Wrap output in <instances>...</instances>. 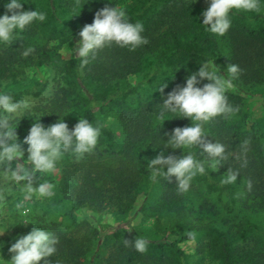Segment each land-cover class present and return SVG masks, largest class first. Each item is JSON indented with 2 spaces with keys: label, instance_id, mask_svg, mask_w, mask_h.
<instances>
[{
  "label": "trees",
  "instance_id": "trees-1",
  "mask_svg": "<svg viewBox=\"0 0 264 264\" xmlns=\"http://www.w3.org/2000/svg\"><path fill=\"white\" fill-rule=\"evenodd\" d=\"M0 0V14L7 10ZM123 6L129 22L140 21L148 43L135 49L105 46L80 69V59H64L58 52L105 6ZM38 9L46 20L17 32L10 44H0V89L16 99H48L12 121L18 137L27 135L38 119L47 127L59 118L72 129L80 118L102 125L97 147L77 160L66 154L59 162L60 180L50 198L30 199V229L46 227L59 236L49 264H192L181 243L198 240L200 255L193 264H264V115L251 121L250 96L264 97V11L230 14L224 35L206 30L202 12L193 0H26L24 10ZM32 51L23 55L24 51ZM205 60H214L220 73L228 64L241 72L227 93L234 113L205 124L208 140L226 146L228 158L216 170L206 165L187 192L175 178L153 182L148 160L161 151L180 156L181 149L165 148L175 127L187 118L169 113L160 118V104L168 92L183 86L186 77ZM50 65L52 79L29 78V67ZM136 75V82L129 76ZM207 81H202L206 83ZM167 83L163 95L160 85ZM112 118L118 130L108 124ZM28 122L29 125H26ZM26 126V127H25ZM26 131H25V129ZM14 166V165H13ZM30 167V165H29ZM238 170L234 184H221L227 170ZM209 173V174H207ZM53 175L37 173L33 186ZM0 166V195H3ZM251 180L249 190L247 182ZM8 183V182H6ZM23 182L15 194L24 192ZM1 200V199H0ZM83 209L111 213L117 225H102L79 216ZM141 218L135 229L131 222ZM149 219L151 225L142 224ZM29 229V230H30ZM20 229V234L29 232ZM30 230V231H31ZM19 235V236H21ZM149 241L140 253L125 239ZM44 259L40 264H44Z\"/></svg>",
  "mask_w": 264,
  "mask_h": 264
},
{
  "label": "clouds",
  "instance_id": "clouds-1",
  "mask_svg": "<svg viewBox=\"0 0 264 264\" xmlns=\"http://www.w3.org/2000/svg\"><path fill=\"white\" fill-rule=\"evenodd\" d=\"M25 2L26 0H6L4 7L7 11L0 14V44H10L17 32H22L35 21L46 20V13L43 11L36 8L24 10ZM233 10L259 14L264 11V0H209V6L201 14V24L206 26L210 33L222 36L231 27L230 14ZM128 18L123 6H105L95 13L92 23L82 27L76 46H67L71 49V54L75 53L80 59L81 70L89 64L90 58L105 46L115 44L135 49L148 43L147 38L142 35L145 31L144 24L140 21L129 22ZM31 51L32 49L28 48L23 55L27 56ZM240 72L238 65L228 64L221 74L220 66L214 60H205L200 63L197 71L186 77L183 86L177 85L167 93L160 104V118L164 121L167 114L175 113L177 115L174 117L187 118L191 123L165 132L168 139L164 147L181 149L182 153L175 156L165 155L161 151L148 160L147 167L151 169L150 178L153 182H157L161 177L171 182L174 177L178 190L187 192L197 175L206 174V165L216 170L228 158L223 143L207 139L209 135L206 133L205 124L217 116L231 114L237 110L228 102L227 93L235 88L234 80ZM202 81L207 82L200 86ZM167 86V83L160 85L159 91L162 95ZM31 104L30 97L16 99L7 89L0 90V166L3 168V178L6 182L13 185L23 182L27 199H31L33 195L37 198H50L54 195L56 185L45 180L33 186L36 174H39V180L43 175H53L66 154L79 160L85 154L93 152L101 136L102 125L93 124L87 118H80L74 127L69 129L64 119L59 118L46 127L38 118L23 141H20L16 132L17 126L12 121L18 114L29 110ZM22 145H26V149ZM227 172L221 184H234L240 175L239 171L228 169ZM247 187L251 189V180L247 182ZM0 199H3L2 195ZM20 222L41 224L39 221H30L27 217L22 218ZM6 229L0 228V235H3ZM132 229H135V221L131 222L128 231ZM59 243V236L54 232L46 227H34L27 234L15 238V242L8 249L12 254L11 259L4 260L0 257V264H40L42 259L57 252ZM129 243L136 251L144 253L149 241L143 237H136L133 242L125 239V244ZM44 264H49V261L44 259Z\"/></svg>",
  "mask_w": 264,
  "mask_h": 264
},
{
  "label": "rangeland",
  "instance_id": "rangeland-1",
  "mask_svg": "<svg viewBox=\"0 0 264 264\" xmlns=\"http://www.w3.org/2000/svg\"><path fill=\"white\" fill-rule=\"evenodd\" d=\"M197 5L208 7L209 6V0H193ZM79 39V37H73L69 42L65 43L61 48L58 49V52L61 54V56L64 59H68L75 55L71 54V49L76 46V41ZM26 74L29 78H49L52 79L54 76H57L56 71L49 65L48 67L46 65L41 67H29L26 70ZM136 75L129 76V80L131 82H136ZM1 90V89H0ZM52 87L49 88L48 91H46L42 98H33L30 97L32 104L31 108L29 109V114L33 113L32 108L36 104H39L40 102L45 101L48 99L51 95ZM250 102V113H251V121L259 122L263 119L264 115V97L263 96H250L249 97ZM23 114H25V111L18 114L17 116L21 117ZM16 116V117H17ZM41 122V121H40ZM42 123V122H41ZM108 124L118 130V124L116 121H114L112 118L108 119ZM26 125H29L28 122H26ZM26 127V126H25ZM25 129V128H24ZM26 131V129H25ZM25 135V132H24ZM24 135L19 136V140L23 141ZM26 149V145H22ZM27 158V152L24 153V159ZM60 170L57 169L55 173L53 182L56 186L60 180ZM4 179V178H3ZM3 179L1 181H3ZM3 185L4 194L3 199L0 200V228H7L3 235H0V244H2V247H0V257H2L4 260H10L11 259V253H9L8 249L11 246L12 243L15 242V238H17L20 234V229L23 231H27L30 229V223L29 222H20L22 218L27 217L29 219V214L31 213L32 206L30 199L26 198L25 192H22L20 194H15V190L18 189L19 184L13 185L11 182L6 183L4 181L1 183ZM35 196V195H33ZM36 197V196H35ZM79 216L81 218H86L94 223H100L102 225H117L114 216L111 213L108 212H95L90 209H83ZM20 222V223H19ZM141 222V218H137L135 220V224H139ZM15 223H19L14 225ZM153 223L152 219H149L147 221L142 222V224L145 225H151ZM31 230V229H30ZM29 230V231H30ZM181 248L185 250L188 255L190 262L193 264L196 262V259L200 255V244L198 240H189L184 241L181 243Z\"/></svg>",
  "mask_w": 264,
  "mask_h": 264
}]
</instances>
